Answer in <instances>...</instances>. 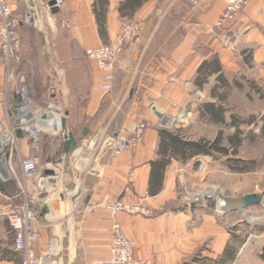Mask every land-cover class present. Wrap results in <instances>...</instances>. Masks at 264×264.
<instances>
[{
	"label": "crops",
	"instance_id": "0c3cea01",
	"mask_svg": "<svg viewBox=\"0 0 264 264\" xmlns=\"http://www.w3.org/2000/svg\"><path fill=\"white\" fill-rule=\"evenodd\" d=\"M8 1L13 13L22 18L19 33L28 58L13 73L51 74V97L57 114L51 112V121L45 126L61 130V121L65 120L67 127L50 134L41 131L38 144L23 130L19 135L22 150L26 156L38 158V173L25 177L24 184L16 177L14 187L7 185L9 180L0 178V205H20L24 199L19 189L23 185L31 199L43 201L39 210L40 236L35 241L37 251L53 247L56 264H102L111 258L112 224L117 221L136 242V255L143 264H189L202 247L203 264H221L216 260L228 243L237 250V256L227 264H264L249 241L242 246L232 245L229 233L223 231L215 215L196 208L193 211L188 207V211L171 207L178 198L180 182L192 175L196 162L204 155L185 162L173 158L161 189L150 193L152 162L159 157L160 117L166 112L200 110V88L195 78L203 61L217 56L230 84L237 75H243L249 88L255 90L252 95L262 96L264 0H249L236 20L221 27L216 24L226 8L225 0H196L195 4L194 0H147L130 17L119 10L126 0H109L104 36L93 11L96 0H59V13L51 11V0H35L39 5L35 25L38 31L25 19L27 0ZM132 21H139L141 30L117 61L113 89L107 93L98 87L105 83V74L89 59L86 50L116 44L123 24ZM34 34L41 42L43 36L46 42L41 45V63L30 61L36 58L32 51L39 47ZM227 34L232 38L230 45L223 42ZM1 53L0 118L8 123L12 122L9 112L13 116L22 112L16 106L14 89H27V85L25 77L21 81L14 78L7 85ZM217 75L209 77L212 86L220 85ZM252 80L260 91L253 87ZM7 86L11 88L9 96ZM141 120L150 127L135 149L99 155L87 150V140L98 128L109 130L112 124L130 133ZM69 130L79 146L65 154L64 135ZM53 169L56 179L47 174ZM118 199L142 202L158 212L152 217L128 212L115 216L105 205ZM235 204H239L236 199L229 207ZM7 235L12 237L9 243L2 240ZM14 238V230L0 214V264H22L20 260L1 258L5 250H16Z\"/></svg>",
	"mask_w": 264,
	"mask_h": 264
},
{
	"label": "rangeland",
	"instance_id": "374dc122",
	"mask_svg": "<svg viewBox=\"0 0 264 264\" xmlns=\"http://www.w3.org/2000/svg\"><path fill=\"white\" fill-rule=\"evenodd\" d=\"M196 2L197 1L194 0L193 3L195 4ZM12 14L14 13L12 12ZM14 15L17 16L16 14ZM137 22L140 24L139 21ZM32 26L35 27L33 24ZM33 29L38 31L37 27ZM34 35V38L36 39L35 42L37 43L36 45L39 47L36 46L34 51H32L36 58H32L33 60L30 61L41 63L43 58L40 57V54L42 53L41 45L42 42L44 44L46 42H44L45 38L43 36V40L41 42L39 40V35ZM22 43L23 42H21V54L23 59L19 62L7 57V55L5 56L3 52L1 53L6 78L9 72H14L16 69H20L21 66L27 63L28 58L24 56ZM123 54L124 53H122V55ZM112 74L114 79L116 75L115 70ZM12 75L15 76L14 78L16 81H21V78L25 77L24 81L25 85H27V90L29 92L32 105L30 107L32 111L29 113L33 114L27 115L26 109L22 108V112H17L18 114L16 116H13L12 113L9 112L12 122H5L6 129L16 135V138L11 142L12 144L7 151L8 153H11L9 167L11 166L10 170L13 174L8 182L9 184L11 183L12 187H14L12 181H15L16 177L19 178L23 184L26 177L23 176L24 172L21 170V165L26 154L22 150V144L19 140V135L24 130L20 129V127L23 126V123H26L25 120L28 121L31 119V121L26 124L34 123L35 121H33L32 118H34L37 113L42 114L45 111L51 112V110L56 112V104L53 102L51 97V74L42 71H31L27 73H21V75L12 73ZM112 82L113 80L111 83ZM247 84L248 80L243 75H237L236 81L230 84L229 87L215 84L218 86L216 90L217 94L220 95L221 98H225L224 101H222L211 94V90L215 85L212 86L209 82V84H206V88L204 90L199 89L200 97L198 98L200 99V110L196 108L195 110H181L177 113L166 112L160 117V124L162 125L158 127H168L175 130L183 129V133L192 139L206 138L211 140L217 138V136L221 134L224 145L230 147L231 144L229 138L235 133V127L229 124H219L213 122L208 116L202 113L203 111L201 106L205 103H208L209 101L215 102L217 105H221L223 110L226 111V118L228 122L231 121L232 116H236L240 119H248L253 117L254 114L256 117H259L261 116L264 108V90H261V92H263L261 97L256 94L252 95L254 94L255 90H253V88L250 89V85L248 86ZM252 84L256 85L254 82ZM7 85H9V83H7ZM112 89L113 83L112 88L108 92H110ZM5 91L6 95L8 94L9 96L11 92L10 86H7ZM167 117H170V121L168 120L169 123L165 121ZM15 118L18 119V121H14ZM163 121H165V123H163ZM140 123L147 125L145 131L150 127L146 120H141L138 124ZM110 126L109 132L112 136L114 135L116 129L121 130L118 126H114L112 124ZM241 129L243 130V134L241 135L242 143L238 149V155L233 153H231L229 157L222 156L220 154H218L217 157L204 155L203 158L197 161V164L195 165L197 169H194L192 175L187 176V180L180 182L177 194L178 198L170 205H172L171 207L174 209L179 208L180 210H188L187 204L185 202L187 197H197L198 195L202 196L203 194L208 195L214 192L216 198H213L211 202L207 204V207H202L201 203H199L198 205L196 204L195 208L198 210V212H208V215H215L217 223L222 226L223 231L227 234L229 233V238L232 245L242 246L244 242L249 241L252 244L253 251H255L257 256L264 261V198L261 202L242 206L241 208L238 204L229 207V205L231 206L233 204L234 199L239 201L242 197L249 193H258L261 195L264 194V138L260 136V129L257 125L243 124ZM126 132L122 130V134L125 135L132 133ZM47 133L50 134L51 131ZM136 147L130 150H133ZM97 152L98 151H96V154ZM113 154L115 153L113 152ZM229 158H241L246 161H253L254 164H251L250 167H253L254 169L247 172H236L227 164ZM201 164L204 166L203 169H201ZM19 192L21 194V198L24 200L25 198L30 199V194H28L24 185L23 189H19ZM223 201H230V204H228L226 208L220 209V204ZM153 211L154 215L152 216H155L158 211ZM2 240L5 243H9L12 240V237L7 235L6 238ZM202 251L203 247L199 249L196 256L203 257ZM16 252L18 253L17 259H19L21 262L23 260V254L20 251ZM13 264H16V262ZM248 264L256 263L251 261Z\"/></svg>",
	"mask_w": 264,
	"mask_h": 264
},
{
	"label": "built area",
	"instance_id": "2783aa9c",
	"mask_svg": "<svg viewBox=\"0 0 264 264\" xmlns=\"http://www.w3.org/2000/svg\"><path fill=\"white\" fill-rule=\"evenodd\" d=\"M225 2L226 8L217 21V27L224 26L226 22H233L236 20V17L246 9L249 0H225ZM27 4L29 11L25 19L37 26L39 5L35 0H27ZM12 12L8 0H0V50L5 56L7 55V57L19 62L23 59L21 54L20 35L18 33L22 18L20 16H15ZM140 29L141 24L137 21L125 23L121 28L116 44H107L88 48L86 50V55H88L89 59L92 61L94 60L105 74V83L98 86L103 91L108 92L112 88V73L117 69L116 63L121 58L126 46L133 40L135 35L138 34ZM231 41L232 38L229 34L224 35L223 42L225 45L231 44ZM12 73L13 72L8 73L7 83L14 79L15 76L12 75ZM14 92L17 99L21 101L20 108L32 111L30 108L32 105L28 90L24 86H18L14 89ZM51 112L57 114L52 110ZM51 112L45 111L42 114L37 113L36 116L32 118V120L35 121L34 123L26 124L29 123L31 119L28 121L25 120L26 123H23L20 129L27 130L32 141L38 144L41 131L53 130H48V128L43 125L51 121L47 118V115ZM146 127L147 125L140 123L132 133L126 135L122 134V130L116 129L112 136L109 130L102 126L96 130L95 134L89 136L87 140L89 141L87 150L89 149L90 152H93V155L106 152L121 154L126 150L136 147L143 140L142 138ZM15 138L16 135L6 129L5 123L0 118V177L2 180L8 181L13 175L10 170L11 166L9 167L11 153L7 151ZM96 151H98L97 154ZM200 166L201 169L204 168L202 164ZM22 167L27 178L37 175L38 158L29 155L24 156ZM214 194L213 192L203 196L187 197L185 202L187 207H190L191 203L197 205L201 203L202 207H207V204H209L213 198H216ZM42 203L43 201L40 199L34 200L25 198L20 205H0V214L7 218L10 227L14 230V244L16 250L23 254L22 264H56L57 262L55 249L53 247L39 253L35 246V241L40 236V231L38 229L40 221L39 210ZM87 208L92 210L93 206H88ZM105 208L115 216L126 212L132 215H154V211L142 202L138 204L118 199L107 203ZM112 227L111 258L104 261L102 264H143V261L138 259L136 255V242L129 237L121 224L115 221Z\"/></svg>",
	"mask_w": 264,
	"mask_h": 264
},
{
	"label": "trees",
	"instance_id": "16d2710c",
	"mask_svg": "<svg viewBox=\"0 0 264 264\" xmlns=\"http://www.w3.org/2000/svg\"><path fill=\"white\" fill-rule=\"evenodd\" d=\"M145 1L147 0H126L121 3L119 10H121L122 15L124 16H133L136 9L143 5ZM108 4L109 0H96L93 7V11L96 13L101 36L106 34ZM199 66L200 67L198 68V74L195 80L200 89L203 90L205 88L206 84L209 83V77L213 74H218L217 79L220 83V86H230V83L222 73V65H220L217 56L203 61ZM115 74H117L116 70ZM253 86L260 91L259 87L254 84ZM217 88L218 86L212 88L211 94L214 97L219 98V100L224 101L225 98H221V96L217 94ZM201 109L203 111L202 113L208 116L213 122L219 124H229L235 127V133L229 138L231 146L228 147L227 145H224L221 134L218 135L217 138L211 140L206 138L192 139L183 133V129L175 130L168 127L158 128L160 139L158 149L159 157L152 162L153 171L150 181V193H154L161 189L163 183L162 180L168 168L167 166L171 163L173 158H176L181 162H185L197 158L199 155H208L213 157H217L218 154L227 157H229L231 153L238 155V149L242 143L241 135L243 134V130L241 129V126L243 124H254L255 126H259L260 136L264 138V114L259 117L253 115V117L248 119H240L236 116H232L231 121L228 122L226 118V111L223 110L221 105H217L215 102L209 101L208 103L203 104ZM227 164L234 171L239 173L252 171L254 169L253 167H250L251 164H254L253 161H246L241 158H229ZM7 185L9 186L10 184L7 183ZM236 251L237 250L231 246L230 243H228L224 254L216 261H220L221 264H227L231 261H234L237 256ZM17 254L18 253L16 251L11 252L10 250H5L1 255V258L19 261V259H17ZM204 261V257L194 256L189 264H203Z\"/></svg>",
	"mask_w": 264,
	"mask_h": 264
},
{
	"label": "water",
	"instance_id": "95a60500",
	"mask_svg": "<svg viewBox=\"0 0 264 264\" xmlns=\"http://www.w3.org/2000/svg\"><path fill=\"white\" fill-rule=\"evenodd\" d=\"M49 5L51 7L52 12L59 13L60 7L58 4V0H51L49 2ZM16 100H17L16 106L20 107L21 101L18 99H16ZM62 126L64 127V129L67 128L65 120L62 121ZM64 138H65V141H64L65 144L63 147V152L65 154L72 152L73 150H75L79 146L78 141L75 140L74 133L71 130H69L68 132L65 133ZM47 174L50 175L52 178L56 179V171L54 169L53 170H47ZM263 198H264V194L261 195L258 193H249V194L245 195L244 197H242L241 200H239L238 205L241 208L242 206H246L249 204H255L256 202H261L263 200ZM195 207H196L195 203L190 204L191 210L194 211Z\"/></svg>",
	"mask_w": 264,
	"mask_h": 264
},
{
	"label": "bare ground",
	"instance_id": "6f19581e",
	"mask_svg": "<svg viewBox=\"0 0 264 264\" xmlns=\"http://www.w3.org/2000/svg\"><path fill=\"white\" fill-rule=\"evenodd\" d=\"M26 112L28 113V112H30L29 110H26ZM52 117V113H50V114H48L47 115V118H51ZM170 117H167V119L165 120L166 122H168V120L170 121V119H169ZM174 118V117H173ZM172 118V119H173ZM165 121H163V123H165ZM169 123V122H168ZM43 125H45V124H43ZM60 126V125H59ZM61 127H62V129L61 130H63L64 129V127L62 126V121H61ZM46 128H48V130H54V131H59V128H57V126H55L54 128H51V127H46ZM204 195V194H203ZM202 195V196H203ZM228 204H230V201H227V202H225V201H223V202H221V204H220V209H224V208H226L227 207V205ZM230 206V205H229ZM61 245V244H60Z\"/></svg>",
	"mask_w": 264,
	"mask_h": 264
}]
</instances>
